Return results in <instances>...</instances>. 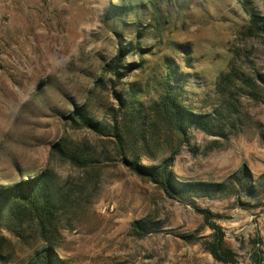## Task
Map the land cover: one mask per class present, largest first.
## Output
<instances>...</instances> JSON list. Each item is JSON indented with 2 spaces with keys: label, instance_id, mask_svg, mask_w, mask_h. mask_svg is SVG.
Instances as JSON below:
<instances>
[{
  "label": "rangeland",
  "instance_id": "1",
  "mask_svg": "<svg viewBox=\"0 0 264 264\" xmlns=\"http://www.w3.org/2000/svg\"><path fill=\"white\" fill-rule=\"evenodd\" d=\"M1 189L0 264H263L264 0H0Z\"/></svg>",
  "mask_w": 264,
  "mask_h": 264
},
{
  "label": "trees",
  "instance_id": "2",
  "mask_svg": "<svg viewBox=\"0 0 264 264\" xmlns=\"http://www.w3.org/2000/svg\"><path fill=\"white\" fill-rule=\"evenodd\" d=\"M123 56V50L121 51V55L117 57L118 60H121ZM173 111L181 120H187V118L183 115L182 111L178 109L177 106H173ZM80 119L88 126L93 127V123L91 122V119L80 110L79 112ZM181 128L183 127L180 125ZM59 152L64 151L65 149L60 145L57 147ZM125 165L135 173L143 176L148 177L151 180H153L156 183H160L165 189L173 188L174 191L179 190V187H173L172 180L170 176L168 175V163L159 166V167H149L144 164H141L137 159H124ZM44 181L43 174L36 176L34 179H30L27 181H21L14 186L10 187L9 190H13L16 192L22 193L31 203L33 206H38V201L36 197L37 190L41 187V183ZM204 192H208L209 188L207 186H204L202 188ZM9 190H0V196H4V193L8 192ZM183 190V189H182ZM183 192V191H182ZM204 215L205 220L207 221V224L212 228L214 231V238L215 241L210 245V247L207 248V251H209L212 256L217 260L224 264H237L236 260V253L229 249L225 245V234L223 231V228L220 224L212 221L209 217V213L207 211L199 210ZM142 227V226H141ZM143 228V227H142ZM262 256L257 253L253 256L254 262H259L260 258ZM44 260L45 264H56L54 263L53 258V252L51 249H47L46 253L44 254Z\"/></svg>",
  "mask_w": 264,
  "mask_h": 264
},
{
  "label": "built area",
  "instance_id": "3",
  "mask_svg": "<svg viewBox=\"0 0 264 264\" xmlns=\"http://www.w3.org/2000/svg\"><path fill=\"white\" fill-rule=\"evenodd\" d=\"M263 264H264V260H263Z\"/></svg>",
  "mask_w": 264,
  "mask_h": 264
}]
</instances>
